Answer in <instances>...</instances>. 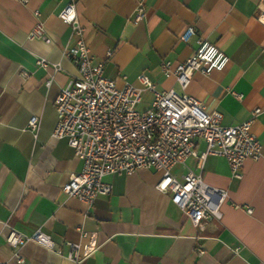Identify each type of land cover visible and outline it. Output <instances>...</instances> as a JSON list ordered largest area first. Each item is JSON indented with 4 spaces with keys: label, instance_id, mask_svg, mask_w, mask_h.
Here are the masks:
<instances>
[{
    "label": "crops",
    "instance_id": "0c3cea01",
    "mask_svg": "<svg viewBox=\"0 0 264 264\" xmlns=\"http://www.w3.org/2000/svg\"><path fill=\"white\" fill-rule=\"evenodd\" d=\"M68 2L75 4L85 27L92 61L101 63L102 74L119 87L126 82L139 86L137 75L143 73L156 89L181 93L174 77L161 72L160 63L169 61L174 67L185 60L196 36L228 55L223 70L193 73L184 91L207 112H219L225 125L246 120L259 107L250 130L260 141L261 155L243 161L240 178L232 176L224 157L211 154L200 168L197 158L188 157L171 169L177 178L191 170L207 184L227 190L219 220L193 226L171 194L155 188L162 171L154 168L104 176L111 192L90 206L60 190L82 166L65 137L51 136L57 120L54 99L76 74V65L62 52L72 42L70 28L57 16ZM257 2L0 0L1 264H264V25L256 20ZM139 3L143 15L134 21ZM37 20L45 34L28 38ZM188 25L196 34L184 42L180 36ZM37 58H45L47 67L37 65ZM55 63L60 67L56 71ZM232 91L242 94L241 100ZM151 99V92L143 90L136 108L147 109ZM32 115L37 117L35 128L28 125ZM196 148L202 151L204 142L198 140ZM38 228L60 253L28 241L20 248L23 262L18 263L5 242L9 230L29 235ZM80 228L88 233L86 238L80 237ZM89 235L94 251L83 256L81 247L80 261L70 260L65 242L85 244Z\"/></svg>",
    "mask_w": 264,
    "mask_h": 264
},
{
    "label": "built area",
    "instance_id": "2783aa9c",
    "mask_svg": "<svg viewBox=\"0 0 264 264\" xmlns=\"http://www.w3.org/2000/svg\"><path fill=\"white\" fill-rule=\"evenodd\" d=\"M256 8V20L264 25V0H258ZM143 11V6L137 4L134 21L141 19ZM38 14V10H33L35 17ZM57 16L70 28L72 42L62 52L76 65V74L59 89L54 99L57 120L51 136L65 137L74 155L82 161L81 169L71 173L60 190L90 206L96 197L111 192L112 185L104 181V176L154 168L162 171L155 188L170 193L193 226L201 221L219 220L220 205L228 199L227 190L207 184L199 173L191 170L177 178L171 169L176 164H184L188 157L197 158L200 168L211 154L224 157L232 176L240 178L243 161L260 157V141L250 130L261 111L259 107L253 108L246 120L225 125L219 112H207L200 100L184 91L193 73L208 75L223 70L229 62L228 55L207 39L196 36V46L185 60L174 67L169 61L160 63L161 72L174 77L181 93L173 88L156 89L143 73L137 75L139 86L126 82L119 87L113 79L102 74L101 63L92 61L84 40L85 27L79 22L75 4L66 3ZM44 34L43 23L37 20L28 38H42ZM195 34L193 26L188 25L180 40L186 42ZM35 63L43 68L48 65L45 58H37ZM59 68L57 63L53 64L55 71ZM50 81L51 77L46 84ZM143 90L150 91L152 99L147 109L138 110L136 105ZM232 94L241 100L242 94L235 91ZM28 125L37 126L35 115L30 116ZM198 140L205 144L202 151H197ZM234 207L243 209L237 204ZM244 209L247 213L252 211L250 207ZM78 231L81 238L88 236L85 230ZM92 237L89 235L85 244L66 241L70 249L68 258L80 261L78 250L81 247L83 256L92 253L95 249ZM28 241L60 253L50 236L39 228L29 235L10 229L5 242L18 263L23 262L20 248ZM202 252L201 248L197 249L198 254Z\"/></svg>",
    "mask_w": 264,
    "mask_h": 264
}]
</instances>
